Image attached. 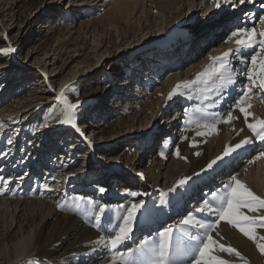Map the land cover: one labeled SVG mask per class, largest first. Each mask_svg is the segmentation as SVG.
<instances>
[{
    "label": "rangeland",
    "instance_id": "rangeland-1",
    "mask_svg": "<svg viewBox=\"0 0 264 264\" xmlns=\"http://www.w3.org/2000/svg\"><path fill=\"white\" fill-rule=\"evenodd\" d=\"M79 1L0 0V49L9 46L16 49L12 53L13 56L10 53H0V122L5 124L4 129H0V155L7 153V156H10L13 153V161L17 160L19 161L18 164L23 165L22 168L19 167L15 171L8 168L5 172H0V176L11 179L12 182L5 188V191L12 195L16 194L17 199L21 197L25 200H44L45 203L55 205L54 210L57 212L58 217L46 219L42 226V233L45 237H48L62 223L65 216L77 217L86 227H91L95 222L92 215L58 209L56 207L57 202H67L68 208H71L75 197L84 196L86 201L91 199L96 204H107V213L111 214L112 217H109L108 221L102 220L104 222L101 223V228L95 229L98 234L95 240L88 242L89 247L99 246L96 243L99 237L106 235L111 230V225L119 224L120 221L117 217L122 214V205L127 206L134 201L138 202L143 199L149 206L163 207L159 219L153 221L155 223L151 226H148L149 223L144 222L142 217L140 218L132 240L119 249V251L124 252L127 247L137 248L140 242L145 239L157 241L159 239L158 231L165 226L166 222L171 223L170 225L174 228L177 227L181 215L184 217L189 211L199 207L204 199L210 200L211 192L220 191L223 184L229 182H218L213 185L214 188L205 190L208 185L207 180L211 181L213 176L221 172L218 170L219 167H222L219 163L220 166L214 169L217 171L206 174L208 176L205 180L189 181L186 186L187 191L179 204L172 201L171 197L175 193H169L168 184L163 185V181L160 180L158 187L153 186L145 167H153L157 160L160 161V158H162L160 156L161 151L167 154V157H171L175 154L177 147L180 150L181 146L188 145V139H185V137H189L195 126L185 124L184 112L185 110L191 112L196 104L191 100H184L182 103H180L181 101L176 102L179 113L176 117L177 122L169 124L172 117L170 110L164 109L157 118L152 114L153 110L156 109V98L148 103V107L142 106V108L141 103L123 105L122 103L127 100V96L121 97L114 103L111 98L116 97L114 85L121 80L124 82L129 81L127 85L131 84V80L134 79L136 74L134 69H140L141 67L140 61L142 58L138 60V54L147 50L149 46L138 50L137 48L144 45L153 36L161 34V28L164 24L163 17L147 1L150 17L148 16L149 20H146L145 16H142L145 23H143L141 29L136 26L131 30L125 22L119 19L113 21L112 24L98 22V20L88 24L87 22L93 20L99 11L98 0H88L92 10L85 13L91 15L89 17H83L85 13L81 14V11L76 13L79 10L76 7ZM94 3L97 4L93 6ZM256 3L250 6L245 3L231 12V18L237 16L238 20L236 22L241 27H255L258 29L257 24L259 23V17L264 14V8L254 11ZM227 9L228 7L224 5L219 9H215V13L209 16L208 21H213L215 15L220 16ZM249 9H252L253 13H251V19L246 20L248 17L242 16ZM199 16L200 13L193 17L188 27L189 30L195 31L199 24L197 23ZM80 22L83 25L76 30V26ZM140 23H142V20ZM146 23H148V26H145ZM216 25L211 26V28L208 27L209 29L207 28L200 34L205 37L211 30H225L224 21L218 27H215ZM196 37L195 35L190 36L192 42L189 46L193 49L189 51L188 47L185 52L187 56L184 58L193 56V50L199 45H196L198 43ZM210 38L214 40V37ZM180 43H183L181 39L178 44ZM181 64L185 65V63ZM139 75L141 81L145 84L143 80L145 77ZM165 75H159L157 83H163ZM159 84L151 83L149 86L150 94L157 93L156 91L162 85ZM49 85L52 87H49ZM66 85L68 87L65 89V94L69 101L71 103L78 102V108L75 112L79 120V127L85 138L94 143V148L89 155H95V158L100 159L97 162L100 163L99 166L95 159L85 157L88 146L84 136L77 134L75 128L64 126L53 118L57 116L62 107L55 100V97ZM128 93L131 94V92ZM141 95L143 94L141 93ZM234 95H231V98L226 96L225 100H231L230 103H232V100H235ZM92 98H96V100L89 101ZM98 100L102 101L98 102ZM106 103L107 105H105ZM138 106H140L139 109ZM143 109L146 112L145 117L141 114ZM136 110H139V112H135ZM212 111L214 110L212 109ZM216 112L221 115L226 114L224 111ZM234 115H237L239 119L231 124L233 137L226 144L224 141L220 142V148L213 155V159L222 153L225 146L238 143L242 139L239 135H236V132L242 128L244 131L249 130L244 122L243 114L239 113L238 110H234ZM262 118H264V115H262ZM46 120L49 127H41ZM9 139L12 141L11 144L8 143ZM165 140L169 142L167 148L162 145ZM256 144L258 142L254 143L248 150V155L252 154ZM126 147L127 150H125ZM13 148L14 150L11 152ZM236 153L229 158H225L224 161H231ZM61 154L63 155L61 156ZM252 156L254 155H251V158ZM87 159L89 160L86 161ZM152 159L153 161H151ZM233 162L234 159L231 164ZM36 163L45 165L43 167L44 171H41L39 176L43 177L41 174L45 172L48 173L46 175L49 178L46 182L43 180L41 185L38 186L32 184L37 174L34 173L35 169L32 164ZM242 165L245 166V164ZM48 166L51 169H48ZM0 168L2 169V167ZM88 168L89 170H87ZM105 169L108 170L105 175H110V177L108 179L106 177L104 182L100 183L99 179L103 177L102 174ZM58 170L59 173H57ZM249 170L252 171L254 178L258 182L260 181L261 186V194L253 191L264 196V171L257 173V169L254 167H250ZM80 171H82L83 178L77 180L76 175ZM70 172H75L76 175L67 177L65 181L62 180V177ZM128 172L131 174V178L125 182L124 176ZM138 172L143 174L145 179L142 185L139 183ZM57 174L60 177L56 178L54 176ZM22 176H25V180H20L22 187L19 188L18 180ZM45 184L48 185V189L44 187ZM126 185L127 191H137L145 195L137 198L125 195L126 192L122 190ZM100 187L106 188L107 191L103 194L100 193L98 191ZM181 191H184V189H181ZM162 193L167 195L162 197ZM194 193H196V196ZM162 198L168 201L164 206L160 204ZM14 210L13 204L9 207L0 206V247L4 243H14L20 237L21 233L18 231V225L16 226L12 222ZM85 210H87L86 203ZM44 212L45 208L41 205L36 206L34 211L26 209L21 220L22 232H27V230L42 221ZM193 214L208 221L216 219L215 214L195 212ZM247 214L253 215V213ZM109 220H111V225ZM225 222H220L221 227H224ZM146 227H153V230H148L146 232L147 237L144 238L143 232L146 231ZM221 227L218 229L220 230ZM231 227L230 225L228 229L232 230L233 228L232 231L238 232V229ZM216 230L212 232L213 236ZM189 231L193 234L202 235V230L199 229L189 228ZM221 234L225 236V233H217V236L220 237ZM237 234L225 236V239L221 235L220 239L223 238L221 241L219 237L215 236L217 241L236 248L246 258L247 264H264V255L259 252L255 243L248 240L243 234L241 235V232ZM179 235V232L174 233V243L175 238ZM257 235L264 236V230L258 229ZM76 237L77 235L73 239ZM239 238H243L249 246L247 244L246 246L239 245L240 241L237 240ZM71 241L72 237H66L64 243L58 245L57 248L53 245L49 250H37V259L34 262L24 261L22 264H60L58 260L63 251L70 248ZM89 247L86 252H88ZM99 250L103 254L94 252L95 256L89 258V261L85 262V256L82 255L79 260L69 263L99 264V256H109L104 247L99 248ZM218 253L220 252L217 251ZM221 254L226 255L231 264H244L243 260L234 255ZM2 261L3 257L0 254V262Z\"/></svg>",
    "mask_w": 264,
    "mask_h": 264
},
{
    "label": "bare ground",
    "instance_id": "bare-ground-1",
    "mask_svg": "<svg viewBox=\"0 0 264 264\" xmlns=\"http://www.w3.org/2000/svg\"><path fill=\"white\" fill-rule=\"evenodd\" d=\"M147 1L150 3V5H153L155 10L160 12L161 16L163 17L164 24L161 28V34L159 36H153L152 39H149L144 45L137 48L138 50L145 46H149L147 50L138 54L139 56L138 60L142 58V60L140 61L141 67L140 69L139 68L134 69L136 70V74L134 76V79L131 80L132 81L131 84L127 85L129 81L125 79L127 82H124L123 80H121L118 84L114 85L115 86L114 92H115L116 97H114V99L111 98V100L114 103L115 101H118L119 99H121V97L127 96V100H125L122 103L123 105L124 104L126 105L128 103L130 104L141 103V108H142V106L148 107V103L153 101V99L156 98L157 105H156V109L153 110L152 114L155 115V117L157 118L158 115H160V113L164 109H168L171 111L170 115H172L171 121H169V124L176 123L177 122L176 117H177V114H179L178 109L176 108V102L181 101L180 103H182L184 100H189V99H187L186 97L178 96V97H174L172 101H167L166 100L167 93L171 91V89L177 82L182 81V80H190L194 78L197 72L203 71L205 66L209 63L208 56L210 54L219 55L220 52L225 51L227 48L234 46V44L232 43L225 44L223 41L226 38V35L230 32V30H234L236 27H238L239 23L236 22L238 20L237 16L231 18L230 14L231 12L234 11V9L228 6H226L228 7V9L225 10L223 14H221L220 16L215 15L213 18V21L212 20L208 21L209 16L213 15L215 13V9H217L213 6L212 0H98V3H99L98 6L100 7L98 8L99 11L97 15L94 16L93 20L88 21L87 23L88 24L94 23L96 22V20H98V22L99 21L109 22L107 24H112L113 21H115L116 19H119L125 22V24L131 30L134 29V27L136 26H138L139 29H141L143 23H145L143 22L142 16H145L146 20H149L148 18L150 17L148 15L149 10L147 9ZM261 2L264 3V0H255L254 3H251V4L248 3V5L250 6L256 3L254 11L255 10L259 11L263 9L261 7V4H262ZM78 3L79 4L78 5L76 4L77 5L76 7L79 8V10H77L76 13H80L81 11V14H82L85 12H90L92 10V7L90 3H88V0H80ZM96 4L97 3H94L92 5L95 6ZM251 10L252 9L247 10L242 17H248L246 20L251 19L250 18L252 16L251 13H253V10L252 11ZM198 13H200V16L197 20V23L199 24L195 28V31H191L188 28L189 24L191 23L193 17H195ZM85 16L89 17L91 15H88L85 13L83 17ZM262 16H264V14ZM137 20H138V23H137ZM141 20H142V23H140ZM223 21H227V24L229 25L232 24L233 25L232 29L230 30L227 29V31L225 30L222 34L221 32H219L220 30H217V31L211 30L210 32H208L207 37L208 38L214 37V40H208L207 38L203 39L204 41L201 43V44H204L203 47L199 45L193 50V53H192L193 56L191 55L187 58L183 57L186 54L185 51L188 47H189L188 48L189 51L193 49L192 47L189 46L190 45L189 41H191L190 36L195 35L196 37V35H200V33L207 30L208 27L210 28L211 26L214 27L213 25H216V24L217 25L215 27H218L221 22L223 23ZM82 25L83 23L80 22L78 26H76L77 27L76 30L81 28ZM145 26H148V23H146ZM257 26H258L257 32H259L262 27L260 22L257 24ZM180 39L182 40L183 43L178 44ZM184 44H185L184 47L182 46V48H179V46L184 45ZM177 47L179 48V50H177L178 49ZM10 55L13 56L12 53H10ZM181 63H185V66H183ZM233 63L237 71H240L241 69L246 67L245 64H240L236 61H233ZM139 74L145 77V79H143L145 81V84H143V82L141 81V77ZM159 75L166 76L164 77L163 83H161L162 85L157 83V81L159 80ZM241 80H243L242 77H241ZM151 83L161 85L160 88L156 91L157 93H155L154 95L153 93L150 94V91H149V86L151 85ZM244 83H246V81H244ZM49 87H52V86L49 85ZM236 87H237L236 88L237 90L234 92L231 91L230 94L227 95V97L231 98V95L235 94L234 97L236 98L237 92H239L241 89L240 87H242V83L238 82ZM128 92H131V94ZM141 93L143 95L140 96ZM262 95L264 94L256 92L254 95L251 96V99L249 101L252 104V108L250 109V111L254 113L255 116H258L260 118H262V115H264V100H262L261 98ZM225 99L223 103L218 106V108H215L213 110L219 111V112L220 111L227 112L230 109V106L235 103V100H232L233 102L230 103L231 100L227 101ZM91 100H96V98L89 99V101ZM99 101H102V100H98V102ZM104 101L107 102V100L105 99ZM191 101L197 104V101L195 98H193ZM105 105H107V103ZM139 108L140 106H138V109ZM135 112H139V110H136ZM141 114H143L144 117L146 116V112L144 111V109ZM78 122L79 120L75 112V123L77 127H79ZM62 125L73 127L72 125H69V124H62ZM219 129L220 130L218 134L213 133L207 136L197 137L195 136L196 129L194 128V130L189 134L188 145L181 146L180 148V154L181 156L186 157L187 158L186 160L177 158L175 154L171 157H167V154H165L163 158H160V161L155 160L156 164L153 167L146 166L145 167V169L147 170L146 173L148 177L150 178V180L152 181L153 186L158 187L159 181L162 180L163 185L168 184V188L172 189L173 185L179 179L183 177H192V179L190 180L192 182L202 181L201 179L205 180L207 178L208 175L206 176V174L216 172L217 170L215 171L214 169L220 165L214 166V169L208 170L207 172H201V169L205 168L206 164L210 160L213 159L212 158L213 155L218 152L220 148V142L224 141L226 144L228 140L229 139L231 140V138L233 137V134L231 131V125H227V124L220 125ZM75 132L79 135H81V132L83 133L81 129H80V132L76 131V128H75ZM236 135L237 136L239 135L241 138H244L246 136H251V132L250 130L243 131V132L239 130L238 132H236ZM81 136H84V134ZM193 139L197 143V147L195 148L190 147V143L193 141ZM84 140H87L85 136H84ZM257 142L258 144L255 145L256 148L254 149L252 154L250 153V155H248L249 153L248 150H250L251 146ZM254 143L252 145L245 146L244 148L238 150V152L233 157L234 162L232 164L231 162L233 159L229 162H226V161L221 162L220 164L222 165V167H219L218 169L221 172L213 176L211 181L207 180L208 185L205 188V190H209V188H214L213 185L218 182L219 183H223L227 181L230 182V176L237 175L238 178L242 182H244L247 186H249L252 190L261 194V190H260L261 186L259 183L260 181L258 182L257 179L254 178V176L252 175V171L249 169L250 167H254L257 169V173L264 171V159L255 161V163H249V161L253 160L254 157L258 154V152L264 151V144H261L259 141H256ZM87 146L88 148L85 153V157H88L89 159H95L96 163L99 162L100 159L95 158V155H89L91 154V151L94 148V143L92 141L87 140ZM127 149L128 148L126 147L125 150ZM13 150L14 148L11 150V152H13ZM165 152H167V150H165ZM196 152H199L200 155L197 156L195 154ZM62 155L63 154H61V156ZM251 155H254V156H252L251 158ZM42 157L44 156L42 155ZM89 159H87L86 161H88ZM151 161H153V159ZM18 162L19 161L17 160L13 161V153L10 156H7V155L4 156V154H1L0 155V163H1L0 167H2V169L0 168L1 169L0 172H5L8 168L9 170L12 169V171H15L19 167L22 168L23 165L18 164ZM97 164L98 166L100 165V163H97ZM242 164H245V166H243ZM44 166L45 165L43 163L32 164V167L35 169L34 173L35 174L37 173L35 175L36 179L32 183L33 185L38 186V185H41V182L43 180L44 182L49 180L48 176L46 175L48 173L44 172L41 174V176L43 175V177L39 176L40 172L44 171L43 170ZM89 168L87 170H89ZM48 169H51V168H49L48 166ZM125 169L127 171L126 166H125ZM107 171H108L107 169L104 170L102 174L103 177L99 179L100 183L104 182V179L106 177L107 179L110 177V175H105ZM57 173H59V170ZM195 173H200V175L196 176L194 175ZM62 174H65V173H62ZM137 174L139 175V183L142 185V183L145 182V179L143 175H140L141 174L140 172H138ZM130 175L131 174L129 172L125 174L124 176L125 182H127L128 179L131 178ZM54 176L56 178L60 177V175L58 174ZM22 177L23 179L25 178V176H22ZM67 177H69V173L63 176L62 180L65 181ZM76 177H78L77 180H79L80 178H83L82 171H80L78 175H76ZM20 180L21 179L18 180L19 188L22 187ZM195 187H197V185H195ZM0 188H3L2 184H0ZM126 188H127V185L126 187L123 188L122 191L126 192L128 190ZM195 194L196 193H194V195ZM15 195L16 194L12 195L11 193L6 192L5 188H3V194L0 195V206L4 205L5 207H9V205L13 204V206L15 207V210L13 213L14 218H12L13 219L12 222L16 226L18 225V231H20L21 233L20 237L14 243L13 242L4 243L0 247V254L3 257V261L0 262V264H22L24 261L34 262L37 259V254H38L37 250L39 251H42L44 249L49 250L53 247V245L57 248L58 245L64 243V240L66 237H72L71 246L69 249H65L63 251L62 256L58 260L60 264L61 263L70 264L69 262H75L79 260V258L82 255L85 256L84 261L86 262V261H89V258L95 256V254H93L94 252H101L99 248L101 247L103 248L102 245L89 247V244H88L89 241H93L97 237L98 233L95 231L96 228H93L92 226L86 227L85 224L83 222L81 223L77 217L65 216L62 223L58 225V227H56L49 234L48 237H45L42 233V230H43L42 226L44 225L46 219L50 217H55V218L58 217L57 212H55L54 210L55 205L53 206L50 202H49L50 204H48L47 202L45 203L44 200L43 201L33 200V199L25 200L24 198L22 199L21 197H20L21 199L20 198L17 199L18 196L16 197ZM39 205L45 208V212L42 216V221L37 223L33 228H30L29 230H27V232L23 233L22 227H21L22 226L21 220L25 213V210L29 209L30 211H34L35 207ZM109 217H112L111 214L106 213L105 216L102 218V220L108 221V219H110ZM182 218L183 216L181 215L179 217V222ZM104 221H101V223ZM153 223L155 222L149 223L148 226H151V224ZM170 224L171 223L166 222L165 226H172ZM223 225L224 227H221L222 226L221 224L218 226V228L221 227V229L219 230L217 228L216 233L213 236L214 239H216L217 233L218 234L225 233V236H229L231 234L233 236L234 233L235 235H238L237 233H240L239 230L238 232L232 231L233 230L232 227H231L232 230L231 229L229 230L228 227L230 225H228L226 222ZM222 228L224 229V232ZM148 230H153V227H150V228L146 227V231H144L145 233L143 232L144 238L147 237L146 232ZM75 235H77V237L73 239ZM221 235L224 236V234H221ZM225 236L223 237L224 239H225ZM218 237L219 236H217V238ZM220 237H219V240L221 241L223 238L220 239ZM227 239H230V238H227ZM67 240H69V238H67ZM237 240L241 242V243L239 242V245L241 246L242 245L246 246V244L248 245V243H246L243 238H239ZM88 247H89L88 252H86V249ZM105 252H107L109 256L107 255L99 256L100 257V260L98 262L99 264H110L112 253L107 251L106 249H105ZM101 253L103 254V252ZM220 254L221 253H218L217 255L223 259L228 260L226 255L224 254L220 255ZM261 260L263 261V259Z\"/></svg>",
    "mask_w": 264,
    "mask_h": 264
},
{
    "label": "snow or ice",
    "instance_id": "snow-or-ice-1",
    "mask_svg": "<svg viewBox=\"0 0 264 264\" xmlns=\"http://www.w3.org/2000/svg\"><path fill=\"white\" fill-rule=\"evenodd\" d=\"M255 0H212L215 8L219 9L228 6L237 9L245 3H254ZM264 8V3L261 4ZM261 30L257 32L255 27L245 28L236 27L226 35L225 44L232 43L235 47H229L219 55H209V63L203 71L197 72L194 78L177 82L171 91L167 93L166 100L172 101L174 97H186L189 100L196 99L197 104L189 112L185 110V124L195 126V136L203 137L213 133H219V126L223 124L231 125L233 121L239 119L234 115V110L243 114V119L251 136L242 138L238 143L227 145L222 153L210 160L201 172H207L214 169L223 162L225 158L231 157L238 150L245 146L252 145L259 141L264 144V118L255 116L250 111L252 104L249 102L251 96L256 92L264 94V16L259 17ZM15 48L9 46L0 49V53H14ZM233 61L245 64L246 67L237 71ZM241 77L243 80H241ZM246 81V83H244ZM242 83V87L235 98V103L230 106L226 114L221 115L212 109L218 108L231 91L236 90L237 83ZM61 89L55 100L62 105L57 116L58 123L69 124L80 132L75 123V110L78 108L77 103L69 102L65 89ZM264 100V95H262ZM251 118V122H250ZM5 125L0 122V129ZM41 127L47 128V120ZM235 131V129H233ZM241 132L244 129H240ZM81 135L83 133L81 132ZM185 139H188L185 137ZM12 143L11 139L8 141ZM169 142L164 141V148H167ZM190 147H197L196 141L190 143ZM197 156L199 152L195 153ZM7 155V153H4ZM175 155L179 159H187L181 156L177 147ZM160 156L163 158L165 153L161 151ZM264 159V151L258 152L253 160L249 163ZM75 172H70L69 176H75ZM143 175V174H140ZM194 175L199 176L200 173ZM23 180V177H20ZM192 177H183L179 179L169 193H175L171 197L172 201L179 204L185 195L189 181ZM11 179H5L0 176V184L7 188ZM44 187L48 189V185ZM3 188H0V195L3 194ZM184 189V191H181ZM100 193H105L106 188L100 187ZM125 195L130 197H141L144 193L137 191H126ZM167 194L162 193V197ZM85 203L87 210H85ZM168 201L160 200L161 206ZM56 207L63 210H71L84 215L94 217L93 228H101L102 218L108 211L107 204H96L93 200L84 196L75 197L72 201V207L68 208L67 202H57ZM122 214L118 215L119 224L111 225V230L102 235L96 241L107 251L112 253L110 264H230L226 259L221 258L215 253H227L234 255L247 264L245 257L234 247L218 242L213 238L212 232L216 230L221 221H226L232 227L238 229L248 240L255 243L259 252L264 255V236H258L257 230H264V196L258 195L249 186L242 182L237 175H231L230 182L223 184L220 191L211 192V199H204L202 204L189 211L179 222L177 227L164 226L158 231L159 239L157 241L143 240L135 249L127 247L124 252L119 251L122 246L132 240L136 225L142 217L144 222L151 223L159 219L163 212V207L157 208L149 206L143 199L138 202H132L127 206H121ZM246 210V211H245ZM215 214L216 219L212 221L198 218L193 213ZM247 213H253L248 215ZM259 213V214H257ZM189 228L202 230V235L193 234ZM179 232L175 238L174 233Z\"/></svg>",
    "mask_w": 264,
    "mask_h": 264
}]
</instances>
